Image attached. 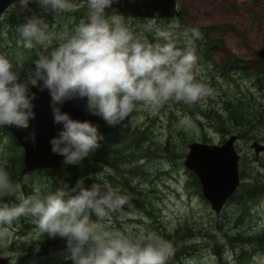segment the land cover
I'll use <instances>...</instances> for the list:
<instances>
[{"label":"clouds","instance_id":"obj_1","mask_svg":"<svg viewBox=\"0 0 264 264\" xmlns=\"http://www.w3.org/2000/svg\"><path fill=\"white\" fill-rule=\"evenodd\" d=\"M119 0H85L86 19L57 36L55 47L38 52L32 67L14 64L0 56V127L28 129L35 119L33 101L45 89L51 98L53 123L62 125L49 139L50 151L76 165L101 147L104 136L88 120L72 119L59 107L67 100L85 99V110L99 116L110 127L121 126L137 104L152 112L170 100L195 104L210 94L195 79L198 57L195 42L202 33L195 27L180 29L178 23L160 28L155 21L144 28L153 41L136 35L119 15H107ZM21 9L36 3L44 13L74 11L71 0H18ZM43 16H32L18 25L25 47L49 37ZM183 43V47L178 45ZM25 140L33 146L36 133ZM99 180L101 182H96ZM13 196L17 203L0 202V245L11 237L10 226L27 218L40 234L67 239L73 264H167L171 245L155 234L132 237L107 231L103 222L130 203L131 197L97 174L90 187L76 185L42 195H25L22 185L13 184L0 168V201ZM95 216V219L92 217Z\"/></svg>","mask_w":264,"mask_h":264},{"label":"rangeland","instance_id":"obj_2","mask_svg":"<svg viewBox=\"0 0 264 264\" xmlns=\"http://www.w3.org/2000/svg\"><path fill=\"white\" fill-rule=\"evenodd\" d=\"M71 3L77 7L84 2L71 0ZM178 6L184 11L183 16L168 17V21H158L164 17H126L114 11L107 12V15L121 16L125 25L136 35H145L143 26L152 21L160 28H166L174 22L196 28L211 27L217 36H221L225 47L249 60L255 55L256 49L264 44V0H178ZM30 9L41 8L31 3ZM81 19L84 18H79V15H64L63 19L59 17L53 25H49L48 39L34 42L30 47L36 49L34 56L28 51L29 47H25L24 52H28L26 57H19L24 62L25 70L32 67L38 52L55 47L57 36L64 31H71ZM8 49L11 55L4 56L15 64L11 49H4V53L9 52ZM216 57L219 58L218 55ZM194 75L197 81L210 90V94L197 103L170 100L156 112L141 104L134 108L130 124L137 130L136 148H141V152L138 149L133 155L140 153L152 158L146 165L143 163L147 159L132 163L141 165L143 171L124 183L116 168L100 166L91 178H88V174L92 175V171L86 169L82 176L84 180L92 182L87 184L84 181V186L90 187L97 174H103V179L119 188L121 194L129 195L130 203L103 222L105 230L122 232L134 238L155 234L171 245L172 255L167 264H264V194L245 202L230 198L220 212L215 213L202 195L201 188L196 186L192 172L183 163L189 142L221 143L230 135L221 134L220 126H214L210 120L214 117L212 109L219 108L225 96H237L242 92L258 94L259 91L253 85V78L246 72H233L230 77L213 78L212 74L197 69ZM202 110L207 111L208 115H204ZM130 134L133 135V132ZM258 134L260 136L257 138L238 137L236 140L240 155L239 172L244 173L242 181H248L257 171H264V151L255 156L251 147L253 139L264 142V125L260 126ZM0 135L2 162L6 160L4 158H13L14 153L9 149L14 147L15 142L2 130ZM167 139L169 145L165 148ZM41 170L31 171L12 183L21 184L23 192L26 190L33 194L38 190L42 195L65 185H76L69 182L55 183ZM26 224H29L28 228ZM9 230V241L6 245H0V254L9 257L8 264H73L70 258H66L69 256L66 238L40 234L33 223L28 220L22 222L21 219L15 221ZM245 235H251L253 240L244 241L242 237ZM257 239L261 240L260 244L255 242Z\"/></svg>","mask_w":264,"mask_h":264},{"label":"trees","instance_id":"obj_3","mask_svg":"<svg viewBox=\"0 0 264 264\" xmlns=\"http://www.w3.org/2000/svg\"><path fill=\"white\" fill-rule=\"evenodd\" d=\"M14 5L0 15V56H4L5 54L10 56L11 53L9 49L7 50L9 52L4 53V49L10 48L14 62H16L19 57H26V54L28 53L24 52L25 46L22 42L20 33L17 30L18 25L24 23L28 18L32 16H43L49 26L53 25L57 18L60 17L63 19L64 15L70 17L79 15V18L83 17L86 19L88 13L87 6L84 3H80L74 11L59 13H44L42 9L32 10L30 9L31 3L26 9H21L18 1L15 2ZM183 14L184 11L182 10L180 16H183ZM160 20L168 21L170 19L164 17L158 19V21ZM63 22H65V20H63ZM145 25L143 26V30ZM179 26L181 30L194 27L186 23H179ZM197 29L202 33V39L195 42V50L198 57L195 70L202 69L205 72L212 74L213 78L217 76L230 77V73L233 72H246L248 73V76L253 78V85L259 91L258 94L253 92H242L237 96H225L221 101V106L212 109L214 117L210 118V120L214 126H220L219 132L221 134H231L236 132L238 137H259L258 130L261 125H264V58H258L254 55L250 60L245 59L225 47L221 36H217L211 27L204 26L197 27ZM144 36H146L149 41H153L154 39L152 32H145ZM178 45L183 47L182 42H178ZM28 51L34 56V51H36V49L33 47L29 48ZM217 55L219 58L216 57ZM260 96L262 97V100ZM201 112L204 115H208V112L205 110H202ZM132 115L133 111L121 126L110 127L99 116L87 112V120L97 125L98 131L104 136L103 141H101V147L91 153L89 157L85 158L79 164L65 165L63 168L58 169H43L41 171H44L51 178V181L55 183L69 182L72 185L76 184L78 180H83V182L86 181L82 176L83 171L86 169L92 171V175L88 174V178H91L100 166L118 169L119 177L122 178L121 182L125 183L128 178H134L138 173L143 171V169H140L141 165H135L138 162L137 160L147 159L143 163L146 165L152 158L143 154L141 155L140 153L133 155V152L137 153L136 151L138 149L139 152H141V148H136V143L138 141L135 136V131L137 130L130 124V118ZM1 130L5 134L11 136L15 143L14 147L9 149V151L14 153L12 156L13 158H4L6 160L0 162V168L2 166L3 169L9 173L11 181H15L18 178V172L23 165V152L17 140L9 130L0 127V132ZM130 132H133V135H131ZM204 138L205 135L203 136V139ZM168 145L169 139L165 141V148H167ZM151 153L153 155L154 150H152ZM134 162L136 163L132 165ZM191 174L194 177L196 186L200 188L196 175L193 172ZM243 174V171H241L240 177H243ZM86 182L89 184L92 180H87ZM24 194L29 195L31 192L29 193L24 190ZM262 194H264V171H257L248 181L241 180L239 187L229 199H235L237 202H245L256 199ZM0 202H6L9 204L17 203L15 197H4ZM20 219L22 222H27L28 220L24 217H21ZM25 227L28 228L29 224H26ZM242 239L246 242H251L253 237H251V235H245ZM51 240L56 241V239ZM255 242L260 244L261 240L258 241L257 239Z\"/></svg>","mask_w":264,"mask_h":264},{"label":"water","instance_id":"obj_4","mask_svg":"<svg viewBox=\"0 0 264 264\" xmlns=\"http://www.w3.org/2000/svg\"><path fill=\"white\" fill-rule=\"evenodd\" d=\"M18 0H0V15ZM85 3V0H82ZM86 5V3H85ZM126 17H174L182 14L178 0H119L112 9ZM258 58H264V44L255 51ZM36 93L33 101L35 119L30 120L28 129L4 126L15 137L23 152V165L18 172L21 178L31 171L39 169L63 168V157L50 151L49 139L58 134L62 125L53 123L51 98L45 89L40 91L31 87ZM85 99L65 101L59 107L67 112L72 119L87 120ZM36 133V144L33 146L25 140L29 132ZM236 133L230 134L221 143L194 140L188 143V150L184 155L183 163L193 172L200 184L202 195L209 201L215 213H219L225 202L239 187L241 178L239 172V153L236 149ZM251 147L257 156L264 151V142L253 139ZM8 257L0 255V264H7Z\"/></svg>","mask_w":264,"mask_h":264},{"label":"flooded vegetation","instance_id":"obj_5","mask_svg":"<svg viewBox=\"0 0 264 264\" xmlns=\"http://www.w3.org/2000/svg\"><path fill=\"white\" fill-rule=\"evenodd\" d=\"M18 178H19V177H18ZM0 255H1V254H0ZM6 256L8 257V255H6ZM8 259H9V257H8ZM8 263H9V261H8ZM8 263H7V264H8Z\"/></svg>","mask_w":264,"mask_h":264}]
</instances>
